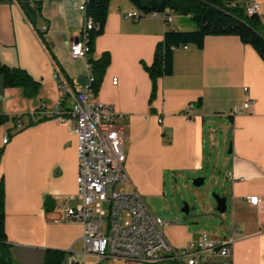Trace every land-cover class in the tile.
Segmentation results:
<instances>
[{
    "label": "crops",
    "instance_id": "0c3cea01",
    "mask_svg": "<svg viewBox=\"0 0 264 264\" xmlns=\"http://www.w3.org/2000/svg\"><path fill=\"white\" fill-rule=\"evenodd\" d=\"M256 1L264 30V0ZM84 2L0 0V61L24 68L40 82L36 95L28 98L19 87L3 86L0 76V113L20 116L0 125V180L11 264H43L46 248L65 251L62 264H96L94 256L83 252L81 224L58 220L53 211L56 201L66 197L73 196V205L79 203L76 138L69 119L45 115L60 98L56 69L72 89L64 107H70L74 92L87 83L85 61L70 55L71 43L80 37ZM134 8L129 0H109L91 54L94 59L104 52L110 57L95 99L114 109L124 134L129 182L120 187L144 197L143 191L164 186L167 172L200 173L212 148L221 144L228 153L222 163L228 185V214L223 217L228 223L212 233L182 223L181 239L164 234L180 247L203 231L214 240H228L231 226H238L232 263L264 264V61L237 35H206L201 48H174L172 73L157 79L150 102L152 83L144 64H151L166 30L194 27L178 14L169 24L154 16L123 18ZM246 98L252 105L242 109ZM190 103L191 116L186 117L183 111ZM234 108L240 112L232 114ZM30 122L35 123L26 126ZM230 171L233 181L227 178ZM247 196H257L258 203L250 204Z\"/></svg>",
    "mask_w": 264,
    "mask_h": 264
},
{
    "label": "built area",
    "instance_id": "2783aa9c",
    "mask_svg": "<svg viewBox=\"0 0 264 264\" xmlns=\"http://www.w3.org/2000/svg\"><path fill=\"white\" fill-rule=\"evenodd\" d=\"M231 5L242 8L247 15L259 14L261 9L256 0H233ZM80 8L85 12L84 4ZM173 15L167 10L145 14L135 7L125 12L123 18L137 21L143 16H154L169 24ZM91 24L85 15L80 37L70 46L71 57L85 61L88 71L86 85L74 92L69 109L63 111L60 100L72 89L56 69L54 77L58 81L60 98L53 112L45 111L47 116L56 114L69 119L76 138V197L79 203H70L73 196L56 201L53 211L57 219L81 224L83 252L94 256L96 264H233L232 242L241 234L238 226H231L228 240H214L203 231L185 245L175 246L163 231L164 225L175 221H166L155 215L136 190L117 187L129 182L124 168V134L116 122L114 109L97 102L95 92L90 88L91 65L87 59L85 36ZM45 30L46 27H42L41 31ZM180 46L187 47L185 44ZM251 105L252 100L246 98L242 109H249ZM192 108L193 104H188L183 115L190 117ZM239 112L236 108L231 111L232 114ZM157 121L162 123L160 116H157ZM7 136L5 134L4 143ZM227 178L230 181L236 179L231 171ZM246 199L250 204L259 201L257 196H247ZM105 203L107 210L103 206Z\"/></svg>",
    "mask_w": 264,
    "mask_h": 264
},
{
    "label": "trees",
    "instance_id": "16d2710c",
    "mask_svg": "<svg viewBox=\"0 0 264 264\" xmlns=\"http://www.w3.org/2000/svg\"><path fill=\"white\" fill-rule=\"evenodd\" d=\"M142 13L152 11H169L173 14L189 15L195 27L190 30L168 29L163 38L157 43L151 64H144L152 87L150 102L156 95V81L159 77L172 73L173 50L180 45L195 44L198 48L203 45L206 35H237L241 42L251 45L264 61V30L259 14L247 15L240 7L231 5L233 0H129ZM109 0H85V15L91 20V27L86 30L85 44L88 48L87 59L91 65L90 88L97 93L103 73L109 64L110 57L104 52L94 59V40L103 31ZM0 76L5 87H19L26 97L36 95L40 86L39 80L34 79L24 68L8 66L0 61ZM65 98V97H64ZM63 111L69 108L62 106ZM66 114V113H64ZM54 116V115H52ZM20 116H9L0 113V125ZM38 119L35 122L40 120ZM35 122H30L26 126ZM3 149L0 148V157ZM4 185L0 180V264H11L10 244L7 241L4 218ZM65 251L56 248H46L43 264H62Z\"/></svg>",
    "mask_w": 264,
    "mask_h": 264
},
{
    "label": "rangeland",
    "instance_id": "374dc122",
    "mask_svg": "<svg viewBox=\"0 0 264 264\" xmlns=\"http://www.w3.org/2000/svg\"><path fill=\"white\" fill-rule=\"evenodd\" d=\"M178 16L186 20L188 25L191 24L195 27L194 22L187 19L185 15L179 14ZM216 129V140L219 141L221 139V135L218 134L220 129ZM9 133H11V130H9ZM227 155V149L224 151L220 144L212 148V154L208 159L210 162L206 164L200 173L187 174L179 172L173 176L167 172L163 187L158 188L156 191H143V198L155 215L163 220L178 222L177 224L164 225L163 231L168 238L177 237V239H181L184 237V232L179 229V225L182 223H186L191 227H199L209 233L216 231L221 224L228 223V219L223 217V214L227 215L228 211L223 214L219 213L216 210V201L212 197V192L227 196L228 185L222 167L224 158ZM196 177L204 178L203 183L199 186L192 184V180ZM117 187H120V185ZM185 204L188 205V213L182 211ZM103 206L107 210V203Z\"/></svg>",
    "mask_w": 264,
    "mask_h": 264
},
{
    "label": "water",
    "instance_id": "95a60500",
    "mask_svg": "<svg viewBox=\"0 0 264 264\" xmlns=\"http://www.w3.org/2000/svg\"><path fill=\"white\" fill-rule=\"evenodd\" d=\"M204 181V178L203 177H196L192 180V184L194 186H199L203 183ZM212 197L215 199L216 201V210L223 214L225 211H226V197L224 195H221L219 193H215V192H212ZM182 211L184 213H188L189 211V208H188V205L185 204L184 207L182 208Z\"/></svg>",
    "mask_w": 264,
    "mask_h": 264
}]
</instances>
